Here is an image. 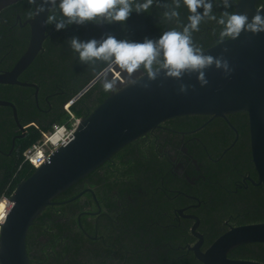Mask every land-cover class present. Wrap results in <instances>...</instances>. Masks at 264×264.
Segmentation results:
<instances>
[{
    "label": "trees",
    "instance_id": "trees-1",
    "mask_svg": "<svg viewBox=\"0 0 264 264\" xmlns=\"http://www.w3.org/2000/svg\"><path fill=\"white\" fill-rule=\"evenodd\" d=\"M238 1L232 0V7L227 11L235 12L234 2ZM213 4V12L219 17L225 9L220 6V0H213ZM258 5H263V0ZM35 6L29 5L28 0H19L0 11V71L11 70L25 53L30 27L23 24L32 17L29 14L34 12ZM163 11L154 5L148 13L133 12L123 25L88 23L71 25L60 31L55 25L47 26L43 51L19 76L22 82L37 84V98L34 87L0 83V100L12 102L18 120L26 126L22 130L13 109L0 105V200L10 198L18 183L35 171L36 168L26 160L25 152L42 139L44 132L51 131L54 124L70 125L71 114L76 118L86 117L109 96L110 91L103 88L105 75H102L74 100L106 67L99 62L95 66L81 64L69 40L72 37L83 41L99 40L112 34L117 39L142 42L145 38H159L158 29L164 26L168 30H179L180 25L175 21L163 19ZM178 11L181 25L187 23V8L181 5ZM220 31V25L208 21L200 25V31L193 34V39L204 50L218 43L220 38L216 37ZM227 118L228 121L210 115H186L169 119L157 130L120 149L110 160L57 195L54 204L48 206L29 229L27 251L31 264H90L91 257L106 264L112 258L110 252L104 253L89 237L95 231V224L88 221L87 207L91 196L88 185L93 187L100 204L111 210L117 209L119 196L136 195L138 189L142 192L139 198L146 199V215H143L150 227L125 240L119 254L126 256V250L134 251L126 264H203L188 252L186 246L191 236L190 219H182L180 231L178 221L168 220V214L172 215L180 203L201 202L196 212L201 218L200 231L204 233L205 247L226 230V220L235 225L264 221V186L255 187L249 183L248 189L244 184L238 187L244 175H256L251 160L248 115L239 112L229 114ZM201 126L204 127L194 134L187 133L185 138L188 150L199 164L204 165L199 181L201 186L192 191L194 185L185 176L176 175L168 161V150L179 151L181 138L166 128L189 132ZM192 136L200 140H192ZM188 167L192 170H188L189 176L195 177L198 174L195 165L189 163ZM170 184L173 189L188 194L178 193L177 197H172L176 192H168ZM142 203L141 199L139 204ZM104 220L105 217H101L99 225L115 231ZM107 227H100L101 232L104 233L103 229ZM228 256L264 263V243L239 245Z\"/></svg>",
    "mask_w": 264,
    "mask_h": 264
},
{
    "label": "water",
    "instance_id": "water-1",
    "mask_svg": "<svg viewBox=\"0 0 264 264\" xmlns=\"http://www.w3.org/2000/svg\"><path fill=\"white\" fill-rule=\"evenodd\" d=\"M17 1L0 0V11ZM260 1L234 2V13H246L249 19L258 10L264 15V0L263 5H258ZM47 14L45 11L24 22L23 25L30 27L27 49L11 70L0 71V83L34 87L36 98L37 84L22 82L19 76L44 49ZM225 47L228 52L224 57L233 71L225 76L214 66L207 69L205 75L209 83L205 87L199 85L195 75L175 80L165 78L163 73L154 81L145 77L135 85H127L126 74L114 77L108 69L87 85L74 100L104 74L119 82L117 91H110L109 96L89 115L79 118L72 140L55 150L48 162L37 167L30 177L16 186L10 197L12 207L0 225V264H31L27 251L29 229L42 212L54 204L53 199L110 160L120 149L172 118L210 115L228 121L229 114L247 113L252 162L258 175L257 182L251 181L264 186V32L257 35L242 32L237 39L223 43L220 39L204 52L217 56ZM145 83L147 88L143 87ZM181 83L193 85L194 90L189 88L186 93H180ZM0 105L13 109L17 124L24 130L18 120L16 106L5 100H0ZM192 230L199 240L190 249L203 264H264L228 256L239 245L264 243V223L234 227L205 251L201 250L203 235L196 232V225Z\"/></svg>",
    "mask_w": 264,
    "mask_h": 264
},
{
    "label": "clouds",
    "instance_id": "clouds-1",
    "mask_svg": "<svg viewBox=\"0 0 264 264\" xmlns=\"http://www.w3.org/2000/svg\"><path fill=\"white\" fill-rule=\"evenodd\" d=\"M29 5H36L30 16H36L47 11L44 26L55 25L57 31L71 25H85L88 23L125 24L133 12L148 13L155 5L164 9L162 17L167 22L175 21L180 29L171 28L164 31L159 38H145L142 42L130 39H117L112 34H106L101 39L87 41L79 37L69 40L70 47L78 54L81 64L95 66L98 62L107 69L117 68L126 74L127 85H135L145 77L148 81L156 80L161 73L165 78L182 80L185 76H196L201 87L208 85L206 70L215 67L222 70L225 76L233 69L224 57L228 48L222 49L221 54L213 56L206 54L198 46L193 34L200 31V25L208 21H215L221 26V42L235 40L242 32L253 35L264 32V15L257 11L251 19L246 13L229 12L232 0H220V6L225 9L219 17L214 14L213 0H28ZM50 5V7H46ZM183 5L189 15L187 23L180 22L178 9ZM202 9V11H201ZM139 73V76L136 74ZM136 78H133V77ZM105 91H117L119 82L105 75L102 79ZM147 88L148 84H143ZM193 85L181 83L180 93H186Z\"/></svg>",
    "mask_w": 264,
    "mask_h": 264
},
{
    "label": "flooded vegetation",
    "instance_id": "flooded-vegetation-1",
    "mask_svg": "<svg viewBox=\"0 0 264 264\" xmlns=\"http://www.w3.org/2000/svg\"><path fill=\"white\" fill-rule=\"evenodd\" d=\"M101 25V24H100ZM103 26V25H102ZM167 26L161 27L158 29V33L162 34L164 31H167ZM157 31V30H156ZM220 35L216 37V39H219ZM121 74V73H120ZM122 75V74H121ZM120 78V76H117ZM225 119V118H224ZM226 120V119H225ZM21 124V123H20ZM24 130L26 129V126H23ZM204 127V126H203ZM202 126L197 128L196 130L185 132V131H176L173 128H166L168 131L171 133H178L180 135V145L178 146V150L176 149H169L168 153L170 155V158H168V161L172 163V168L173 172L180 176L184 177L188 180L189 183L194 185L191 190L194 191L195 189H199L201 186V183H199L200 179L203 177L204 173V165L201 163L199 164L197 160L194 158L193 154L188 150L186 147L185 138L186 134H194V132H197ZM156 128L155 130H157ZM153 130V131H155ZM192 140L197 139L200 140L199 137L197 136H192ZM252 157V156H251ZM196 160V161H195ZM252 160V159H251ZM189 163H193L195 165V169L198 171V174L195 177H190L188 170L191 172L192 170L188 167ZM255 168V167H254ZM256 171V170H255ZM151 177V176H149ZM254 180L255 182L258 181V175L256 172V175L251 176V174L244 175L242 180H240L239 188L243 186L245 188H249V183H252L255 187L260 186L262 187L263 185H256L252 181ZM196 180L198 181L196 183ZM149 184H151V181H148ZM256 190V188H255ZM87 191L91 193V196L89 198L90 204L87 207V213H88V221L90 224H95V231L93 234H90L89 237L91 240H94L96 244L99 246L100 250H102L104 253L105 252H110L112 254V258L109 259L106 264H126L127 258L134 253V251L131 250H126L125 255L123 256L122 254H119V250L122 249L124 242L126 239L130 238L133 233H137L140 231H144L146 228H149V224L145 222L146 220L145 216L146 212L144 209V203H145V198H139L142 192L138 189L136 195H133V193H127L125 196L121 195L119 198H117L116 204H117V209L111 210L107 206H102L100 202L98 201L95 191L91 185H88ZM168 192L170 194L176 192V195L172 197H177L178 193H183V194H188L185 193L184 191L180 189H173L172 185L170 184L168 186ZM259 193V192H258ZM264 193V191H263ZM114 194H116L114 192ZM258 195V194H257ZM142 199L143 203L142 205L139 204V201ZM94 202V204H93ZM180 206H177L173 210V214H168V220H176L178 221V226L177 229L178 231L181 230V221L182 219H190L191 224H190V238L186 242V246L188 249V252H191L194 255V252L190 249L191 246H193L199 238L195 236L194 231L192 228L196 225V232L203 235V244L201 247L202 251H205L208 247L204 246L205 243V237L204 233L200 231V226H201V218L199 214L196 212L198 209H200L201 202H192L189 204H184L180 203ZM95 205V206H94ZM152 210L150 211V213ZM144 214V215H143ZM101 217H105V220L103 222L111 224L114 228L115 231L107 226H100L99 225V220ZM196 217V218H195ZM256 223H264V221L260 220L258 222H253V223H248V224H256ZM226 225V230L218 235L220 237L223 235L225 232L229 231L230 229L242 225H248V224H232L229 223L228 220L224 222ZM198 226V227H197ZM100 227H107L104 230V233L101 232ZM217 237V238H218ZM216 238V239H217ZM146 246H148L147 243H145ZM185 249V248H184ZM253 261V260H252ZM259 262V261H257ZM262 263V262H261ZM90 264H100L99 261L94 259V257H91V262Z\"/></svg>",
    "mask_w": 264,
    "mask_h": 264
},
{
    "label": "built area",
    "instance_id": "built-area-1",
    "mask_svg": "<svg viewBox=\"0 0 264 264\" xmlns=\"http://www.w3.org/2000/svg\"><path fill=\"white\" fill-rule=\"evenodd\" d=\"M68 106L65 108L68 110ZM70 113V111L68 110ZM71 114V113H70ZM72 123L70 125L65 124H54L51 131L44 132L42 139L35 143L32 147L26 150L25 158L28 160L35 168L40 165L48 162L50 160L51 155L61 146L67 145L73 138L74 131L80 121L79 118L74 117L72 115ZM3 201L6 203V207L2 212V222L7 217L9 210L12 207V203L10 198L4 197Z\"/></svg>",
    "mask_w": 264,
    "mask_h": 264
},
{
    "label": "rangeland",
    "instance_id": "rangeland-1",
    "mask_svg": "<svg viewBox=\"0 0 264 264\" xmlns=\"http://www.w3.org/2000/svg\"><path fill=\"white\" fill-rule=\"evenodd\" d=\"M106 69H107V68H106ZM106 69H105V70H106ZM102 72H103V71H102ZM108 73L112 74V76H114V77H117V76H121V77H122L121 74H123V73H121L117 68L108 69ZM120 73H121V74H120ZM104 75H107L109 78H111L109 74H104ZM3 198H4V197H3ZM3 198L0 200V202L3 201ZM114 264H117V263H114Z\"/></svg>",
    "mask_w": 264,
    "mask_h": 264
},
{
    "label": "bare ground",
    "instance_id": "bare-ground-1",
    "mask_svg": "<svg viewBox=\"0 0 264 264\" xmlns=\"http://www.w3.org/2000/svg\"><path fill=\"white\" fill-rule=\"evenodd\" d=\"M6 207V203L4 201L0 202V223L2 222V212L4 211V208Z\"/></svg>",
    "mask_w": 264,
    "mask_h": 264
}]
</instances>
